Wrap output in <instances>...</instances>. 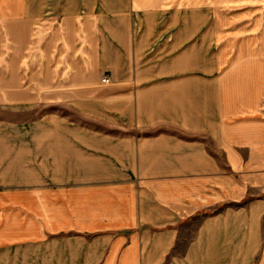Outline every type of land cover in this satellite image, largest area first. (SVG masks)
Wrapping results in <instances>:
<instances>
[{
	"label": "crops",
	"instance_id": "1",
	"mask_svg": "<svg viewBox=\"0 0 264 264\" xmlns=\"http://www.w3.org/2000/svg\"><path fill=\"white\" fill-rule=\"evenodd\" d=\"M261 8L0 0V264H264Z\"/></svg>",
	"mask_w": 264,
	"mask_h": 264
},
{
	"label": "rangeland",
	"instance_id": "2",
	"mask_svg": "<svg viewBox=\"0 0 264 264\" xmlns=\"http://www.w3.org/2000/svg\"><path fill=\"white\" fill-rule=\"evenodd\" d=\"M261 10H264V8H261ZM105 75H107V74H105ZM45 111H46L45 109L39 108L33 112L14 113V112L10 111L9 109H4V110L0 109V119L7 120V121H11V120H17V121H24L25 120L26 121V120H31L35 117H38V116L44 114ZM61 111L63 114L67 115L68 117H70L74 120H78L80 122L86 123L89 126L90 125L101 126V127L106 126L103 123L93 121V120H89V119H84L81 116H78L77 113L69 107L63 108Z\"/></svg>",
	"mask_w": 264,
	"mask_h": 264
},
{
	"label": "built area",
	"instance_id": "3",
	"mask_svg": "<svg viewBox=\"0 0 264 264\" xmlns=\"http://www.w3.org/2000/svg\"><path fill=\"white\" fill-rule=\"evenodd\" d=\"M110 77L108 76V75H105V76H103V78L101 79V82L103 83V84H109L110 83Z\"/></svg>",
	"mask_w": 264,
	"mask_h": 264
}]
</instances>
